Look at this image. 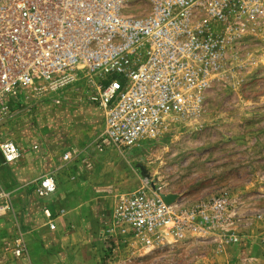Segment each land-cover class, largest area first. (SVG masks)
I'll return each instance as SVG.
<instances>
[{
	"label": "built area",
	"instance_id": "built-area-1",
	"mask_svg": "<svg viewBox=\"0 0 264 264\" xmlns=\"http://www.w3.org/2000/svg\"><path fill=\"white\" fill-rule=\"evenodd\" d=\"M145 1L150 10L135 15L123 11L127 0H0V124L10 99L56 92L86 68L94 76L88 99L103 114L99 140L136 145L168 117L198 113L246 26L264 16V0ZM20 154L16 142L0 140V164ZM55 186L46 175L36 192L46 197ZM162 196L156 183L119 194L109 234L146 247L181 240L188 230L204 234L228 216L221 194L190 208ZM0 199L1 211L8 193L0 190ZM42 213L53 228L52 211L43 206Z\"/></svg>",
	"mask_w": 264,
	"mask_h": 264
},
{
	"label": "rangeland",
	"instance_id": "rangeland-1",
	"mask_svg": "<svg viewBox=\"0 0 264 264\" xmlns=\"http://www.w3.org/2000/svg\"><path fill=\"white\" fill-rule=\"evenodd\" d=\"M127 3L123 9L127 13L141 15L150 10L145 0ZM235 51L228 68L206 90L197 114L168 117L154 135L121 149L128 153L130 168L141 183L111 195L113 207L103 222L102 243L91 244V239L75 235L74 230L63 234L67 244L82 247L80 251L61 250L65 264H83L84 260L92 264H264V16L246 26ZM72 75L56 92H28V97L20 94L10 99V112L0 124V140L16 142L23 156L34 144L39 147L41 136L48 135L50 144L56 142L65 132L60 116L94 106L88 99L94 76L86 68L73 70ZM38 181L23 183L13 206L8 201V207L0 211V264H28L25 255L29 251L24 247L16 255L14 249L18 242L25 244L30 229L27 203H36ZM152 183L163 194L174 195L171 202L183 208L224 195L227 219L204 234L188 230L181 240L146 247L121 242L115 232L110 235L118 195ZM8 184L0 177L4 189L12 187ZM53 231L45 235L50 243L59 241ZM49 252L58 254L55 248Z\"/></svg>",
	"mask_w": 264,
	"mask_h": 264
},
{
	"label": "crops",
	"instance_id": "crops-1",
	"mask_svg": "<svg viewBox=\"0 0 264 264\" xmlns=\"http://www.w3.org/2000/svg\"><path fill=\"white\" fill-rule=\"evenodd\" d=\"M93 107L60 116L65 132L56 137V142L50 144L48 135L41 136L39 147L31 146L24 151V156L20 155L11 163L0 164V167L7 165L0 172L3 183L8 182V187L12 186L6 190L0 185V190L8 193L11 206L22 190L20 187L27 181L33 184L50 175L56 184L50 195L40 197L35 193L36 203H27L25 215L30 229L25 234V246L20 245V250L25 247L29 251L25 255V263L65 264L60 258L61 250L82 249L80 245L66 243L63 234L70 230H74L75 235H85L91 239V244L93 241L102 243L103 226L113 207L111 195L141 183L130 168L127 152L111 145H103L102 148L96 145L102 144L98 135L103 129V114L99 108ZM2 201L0 199V204ZM43 206L53 213V228L48 226L43 216ZM55 229L59 241L50 243L45 235ZM51 248L58 250V254L50 253ZM38 256L42 258L40 262L37 261ZM76 257L79 263V254ZM83 264H92V261L84 260Z\"/></svg>",
	"mask_w": 264,
	"mask_h": 264
},
{
	"label": "water",
	"instance_id": "water-1",
	"mask_svg": "<svg viewBox=\"0 0 264 264\" xmlns=\"http://www.w3.org/2000/svg\"><path fill=\"white\" fill-rule=\"evenodd\" d=\"M162 197L167 203H170L172 201V199L174 198V195H172V194H167V195L163 194Z\"/></svg>",
	"mask_w": 264,
	"mask_h": 264
}]
</instances>
